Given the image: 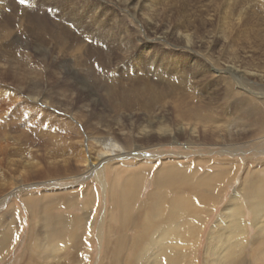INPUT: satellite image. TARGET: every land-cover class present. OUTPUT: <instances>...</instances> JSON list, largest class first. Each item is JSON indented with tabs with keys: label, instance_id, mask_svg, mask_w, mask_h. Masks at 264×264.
<instances>
[{
	"label": "rangeland",
	"instance_id": "obj_1",
	"mask_svg": "<svg viewBox=\"0 0 264 264\" xmlns=\"http://www.w3.org/2000/svg\"><path fill=\"white\" fill-rule=\"evenodd\" d=\"M121 2L27 0L26 4H20L19 0H0V135L4 131H7L6 135L10 133L9 137L0 136V240L11 233L8 248L1 249L0 244V264H57L55 259H47L50 254L61 264H74L70 260L71 255L75 264H126L127 257L134 260V252L126 240L133 239L135 231L118 230L120 224L116 219H122L120 214L108 226L110 211H114L109 201L110 194L105 199L95 176H86L85 172L78 174L77 170L83 169L79 163L83 157L98 159V152L110 144L112 138L119 137L122 146L128 142V137L116 136V130L122 129L124 133L134 131L133 134L139 137L137 145L146 146L142 144L146 138L143 139L140 130L149 126L151 119L157 120L158 116L171 110L170 98L164 100L169 102L165 109L163 105L166 102L159 103L158 108L148 109L156 94L150 87L167 89L170 82L187 84L186 97L197 102L194 103L197 106L212 104L213 107H209L211 113L221 123L225 119L224 124L236 131H240L238 123L241 120L254 121L245 115L248 106L241 101L264 109L263 99L254 96L257 92L264 94V0ZM126 29L131 32L130 36L126 35ZM186 33L192 35L193 46L185 47L182 34ZM7 34L10 37H6ZM210 63L213 66L218 64L215 67L224 70L235 65L243 74L246 72L238 78V82L248 85L255 94L244 90L238 95L231 94L229 80L216 77L219 74L215 75L214 67L210 69ZM36 85L51 94L49 105L32 103L34 98L29 91ZM160 109L165 111L160 113ZM169 117L172 118L171 115ZM183 152L186 149L181 146H166L149 150L146 160H159L156 156L164 153L172 155L165 157L179 159L176 154ZM214 154L199 155L214 160L228 157V161H234L232 165L238 172L232 177L223 176L221 188L215 191L218 199L216 197L209 209L214 211L209 215L211 218L197 248L196 258L200 264L204 261L208 232L217 215L238 190L245 172V166H239L242 155ZM200 156L190 155L181 163L192 164L194 169ZM48 157L74 163L72 166L65 165L61 176L54 175L55 181L61 177L80 175L81 183L39 186L38 183H42L40 178L33 181L27 174L34 170L33 165L46 166L45 158ZM139 161L134 158L114 161V165L107 166V172L113 177L116 170L122 183L128 178L137 179L142 175ZM257 161L250 166L251 169L264 163V157H259ZM205 165L200 164L199 178L207 170H212L208 169L209 164ZM11 167L13 170H10ZM160 167V163L152 167L151 178L142 189L136 205L133 202L129 204L130 207L135 206L133 215L139 213L138 208L154 191L153 178ZM25 171L27 174H24ZM45 172L47 175V170ZM19 180L35 184L17 197L5 195L16 188L13 184ZM216 186L219 187L218 184ZM242 204L245 205L244 202ZM244 210L249 212L247 208ZM62 215L88 219L86 227L75 231L68 227L66 235L64 229L54 226L52 221L53 217ZM167 215L165 213L164 217ZM195 218L204 220L203 216ZM249 219L250 216L246 221L250 222ZM181 222L178 219L175 223ZM250 228L253 231L247 234L248 242L255 235V229ZM174 232L176 234L177 230ZM74 234L85 243V249L81 246L78 250L72 248L70 239ZM154 235L153 231L150 236ZM119 236L125 242L118 254L114 238ZM157 237H154L155 240ZM108 240L113 241L110 243ZM167 242L162 243L164 248ZM54 245L58 246L53 253ZM157 250H160L159 246H153L150 254L154 255ZM192 258L196 259L195 256Z\"/></svg>",
	"mask_w": 264,
	"mask_h": 264
},
{
	"label": "bare ground",
	"instance_id": "obj_2",
	"mask_svg": "<svg viewBox=\"0 0 264 264\" xmlns=\"http://www.w3.org/2000/svg\"><path fill=\"white\" fill-rule=\"evenodd\" d=\"M108 1L115 4H117V2L122 4V0ZM130 33L131 32L126 29V35L130 36ZM182 35L185 47L193 46L195 44V42L192 44V35L187 33ZM6 37H10V34H7ZM206 52L208 54V51ZM211 65L212 64L210 63L209 67L211 70L214 67L213 70L216 73L215 75L219 74L216 77L229 80L228 89L231 94L238 95L242 90L246 93L250 92L251 94H255L250 88H248V85L239 84L238 82V78L240 79V77L245 75L246 72L243 74L235 65H231V67H228L226 70L216 68L215 66L218 64L215 66L212 65V67ZM225 73L227 74L226 77ZM173 76L174 75H172V77ZM261 76L262 74L260 77ZM233 81L237 84H233ZM171 83L172 82L167 85V89L150 87L153 89L151 91L156 94L148 104V109H155L159 103L166 102L163 105V109H165L169 102L167 103V101L164 100L170 98L171 110L166 111L167 113H163V116L161 117L158 116L157 120L154 118L155 121H153L154 119H151L150 122L152 123H149V126H144L142 130L139 129L141 131L140 134L144 136L143 139L146 138V140H143L142 142V144L146 146H140V144L137 145V138L139 137L133 134L134 131L133 133H124L122 129L116 130V132L114 131V134L116 136H124L125 138L128 137V142H124L125 145L122 146L120 143L121 141L119 142V137L116 139L112 138L111 143L108 145L106 144V146L98 152V159H93V156L91 157V160L83 157L81 161L80 157L79 160L81 162L79 163L82 164L83 169H78V174L85 172L84 174L86 176L94 175L99 186L103 190L104 198L108 199L107 195L110 194L109 201H111L113 206L112 209L114 211H110L108 226L110 227V221L116 219V215L120 214L122 219H116L120 224L118 230L122 231V229L125 228L126 230L133 229V231H135V237L126 240L129 248L134 252V260L127 257L126 264H200L199 259L196 258L198 253L197 248L204 232L206 231L209 219L211 218L209 215L214 211L209 209L216 201L217 196L215 191L221 188L223 176L232 177L234 174H237L238 171L236 166L233 167L232 165L235 164L234 161H228V157L223 158L218 156L219 158H222L219 159L216 156L217 159L214 160L210 157H202L199 154L213 153V155H215L214 153H216L220 155L222 153L224 155L230 154L236 156L237 154H240L242 155V159L240 158L241 162H239V166H245L244 177L240 182L236 193L230 197L229 204L226 205L224 209H222V212L217 215V219L213 222L211 229L208 232L207 244L204 250V259L202 258L204 261L202 262L203 264H264V163L261 162L262 165L260 163L254 169H251L250 167L252 164L256 163L259 157H264V109L258 105L253 106L251 102L241 101L240 103L248 106V112H245V115L250 116L254 121L250 119H244V121L241 120L240 122L237 121L239 122L238 127L240 131H236L233 127H227L226 124H224L225 119L223 123H221L219 118L211 113L212 111L209 109V107H213L211 103V106L206 104L197 106L195 105L197 102H192L188 96L186 97V92L188 90L187 84ZM161 89L162 91H160ZM29 92L34 98L31 100L32 103L35 104L41 102L43 105H49L50 100H48V98L51 94L48 93V90L36 85L32 87ZM35 94L37 97L34 96ZM254 96L262 98L263 100H261L264 102V94H258L257 92V95ZM193 101H195L194 98ZM127 103L128 102H124V104ZM191 104H193V106H191ZM37 105L39 104H36L35 106ZM163 111L160 109L159 112L161 113ZM170 115L172 118L169 117ZM240 124L242 125L240 126ZM140 126L137 128H140ZM6 132L7 131H4L0 136L5 135L6 137H9L10 133L6 135ZM60 143L63 144V142ZM166 146H181V148L186 149V152L176 154L179 156V159L165 157L172 155L171 153H164L163 155L156 156V158H160L159 160H146V157H148L147 152L149 150H159ZM69 147L72 148L70 145ZM92 152L93 150L91 153ZM0 155H2V152H0ZM190 155L200 156L197 157L198 165L194 169L192 168V164L181 163L182 160H186ZM123 158L140 160L139 163L141 165L139 169L141 170L142 175L134 180L128 178L124 183L121 182L116 170H114L116 174L112 175L113 177H110L111 175L109 176L107 172L109 169L107 166L114 165V161ZM45 159L48 169H46V166L40 167L39 164H37L32 166L34 169L32 172L28 174L27 171L24 172V174H27L29 178L33 179V181L40 178V182L42 183H38L39 186L45 185L46 187V184L52 186H66L81 181L80 175L74 177H61L57 179L58 181H55L56 178L54 175H56V177L61 176L63 168L66 167L65 165L72 166L74 163L65 160H62V162L60 160L56 161V158L51 157ZM94 162L96 163L94 164ZM257 162L259 163V161ZM158 163L161 164V167L153 178L154 191L148 195V198L141 204L140 208H138L140 209L139 213L133 215L132 212L135 206L130 207L129 204L133 202L136 205L137 198L140 197L142 189L145 188V184L151 178L152 167ZM202 163L206 165L209 164L212 168L209 166H207V168L209 167L208 169L212 170H207V172L199 178L201 171L200 164ZM142 164H145V166ZM148 165H150V170H148ZM37 167L39 168L37 169ZM11 169L13 170L12 167L10 170ZM31 169L29 170L31 171ZM46 170L47 175L45 172ZM40 174L43 175L41 176ZM39 175L40 177H37ZM2 176L3 175H1V177ZM92 178L94 177L92 176ZM6 180L8 179L6 178ZM71 180H76V182H71ZM15 181H18V179ZM62 181H69V183L64 184L63 182L62 184H59V182ZM34 184H26L24 181L19 180V182H14L13 184L16 188H14L13 191L10 190L11 192L6 193L5 195L17 197L18 194H22L26 189H31ZM216 184H218V188ZM3 186L4 185H2V187ZM241 198H244V201H241ZM242 202H244L245 205H243ZM245 208H247L249 212H246V210H244ZM165 213H168L166 217H164ZM198 216H203L204 220L202 218H195ZM248 216H250V222L246 221ZM178 219L182 220V222L179 223L180 225L175 223ZM52 221L54 222V226L63 228L67 235L68 230L66 228L70 227L71 231L74 229L81 230V227H86L88 219H78L76 216L62 215V217H53ZM103 223L100 226V233L102 231ZM165 225L166 228L164 230ZM250 226L255 229V235L252 241L248 242L247 234L248 232L250 233V231H253ZM175 229L177 230L176 234L174 232ZM153 231L155 232V235L152 237L150 235ZM9 234L11 235V233ZM9 234H5L4 238L1 239L2 241L0 240L1 249L8 248L10 244L9 239L11 238ZM156 235H158V237L155 240L154 237ZM174 235L175 237L173 238L172 236ZM70 240L73 243V249L78 250L80 246L85 249V243L80 241V238L76 237V234H74ZM167 240L166 248H164L162 243H166ZM112 241L113 240L109 242L112 243ZM178 241L180 243H178ZM124 242L125 239L122 236H119L116 239L114 238V244L116 243L118 254L119 249L122 248ZM246 244H249V246L245 247L244 245ZM57 246L58 245L52 246L53 253L55 249H57ZM153 246H159L160 250L155 251V254L151 255L150 252ZM108 248L110 249V247ZM237 248L240 249L236 252ZM156 254L157 256H155ZM193 255L196 259L192 258L194 257ZM153 257L154 261L152 260ZM47 259H55L57 264H61L53 254H50ZM70 260L75 264L76 261L72 260V255ZM100 263H102V261ZM62 264L65 263L62 262Z\"/></svg>",
	"mask_w": 264,
	"mask_h": 264
},
{
	"label": "snow or ice",
	"instance_id": "obj_3",
	"mask_svg": "<svg viewBox=\"0 0 264 264\" xmlns=\"http://www.w3.org/2000/svg\"><path fill=\"white\" fill-rule=\"evenodd\" d=\"M19 3L20 4H26L27 3V0H19Z\"/></svg>",
	"mask_w": 264,
	"mask_h": 264
}]
</instances>
